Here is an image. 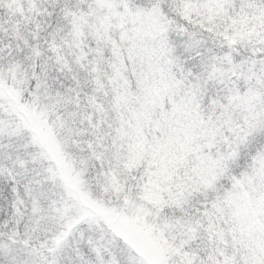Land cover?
<instances>
[{"label": "snow or ice", "instance_id": "1", "mask_svg": "<svg viewBox=\"0 0 264 264\" xmlns=\"http://www.w3.org/2000/svg\"><path fill=\"white\" fill-rule=\"evenodd\" d=\"M0 264H264V0H0Z\"/></svg>", "mask_w": 264, "mask_h": 264}]
</instances>
